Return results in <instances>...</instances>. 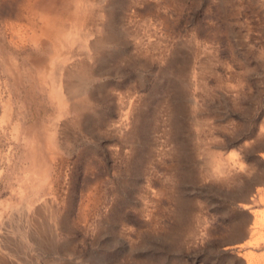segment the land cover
I'll list each match as a JSON object with an SVG mask.
<instances>
[{"label":"rangeland","instance_id":"rangeland-1","mask_svg":"<svg viewBox=\"0 0 264 264\" xmlns=\"http://www.w3.org/2000/svg\"><path fill=\"white\" fill-rule=\"evenodd\" d=\"M0 264H264V0H0Z\"/></svg>","mask_w":264,"mask_h":264},{"label":"bare ground","instance_id":"bare-ground-1","mask_svg":"<svg viewBox=\"0 0 264 264\" xmlns=\"http://www.w3.org/2000/svg\"><path fill=\"white\" fill-rule=\"evenodd\" d=\"M79 3H80V2H79ZM80 4H81V3H80ZM77 6H79V4H78ZM78 11H79V10H78ZM81 12H82V11H81ZM81 12H80V13H81ZM48 19H49V18H48ZM48 19H47V20H48ZM45 20H46V19H45ZM45 20H44V21H45ZM42 22H43V21H42ZM43 24H44V23H43ZM78 24H79V23H78ZM42 26H43V25H42ZM42 26H41V27H42ZM47 26H48V25H47ZM53 26H54V25H53ZM54 28H55V27H54ZM54 28H53V29H54ZM56 28H57V27H56ZM39 29H40V28H39ZM61 29H62V28H61ZM40 30H41V29H40ZM48 30H49V29H48ZM48 30H47V31H48ZM41 31H42V30H41ZM45 31H46V30H45ZM49 32H50V30H49ZM49 34H51V33H49ZM40 35H41V33H40ZM61 39H62V38H61ZM69 42H70V41H69ZM61 43H62V42H61ZM63 45H64V44H63ZM63 45H62V46H63Z\"/></svg>","mask_w":264,"mask_h":264}]
</instances>
